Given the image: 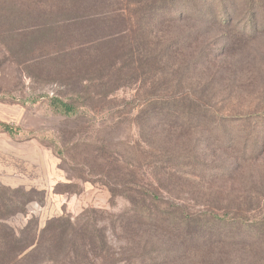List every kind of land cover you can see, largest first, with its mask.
Returning <instances> with one entry per match:
<instances>
[{
    "label": "rangeland",
    "instance_id": "obj_1",
    "mask_svg": "<svg viewBox=\"0 0 264 264\" xmlns=\"http://www.w3.org/2000/svg\"><path fill=\"white\" fill-rule=\"evenodd\" d=\"M130 2L0 0V237L21 238L32 219L43 228L72 217V225L105 229L110 247L99 248V231L74 229L65 247L53 245L54 264H143L144 232L117 223L134 184L190 212H230L264 225V20L253 32L239 23L164 22L152 31L160 47L149 56L147 33H135L150 11ZM187 59L204 61L195 67ZM168 75L184 76L199 104L243 119L238 146L222 149L213 137L206 141L204 128L200 134L169 115L153 129L145 123L148 100L159 104L164 90H174L161 82ZM55 99L77 113L63 115ZM181 154L185 168L174 164ZM199 158L225 171L198 176ZM239 247L237 262L202 255L190 264H264V246L245 237ZM18 251L15 243L0 246V264H32Z\"/></svg>",
    "mask_w": 264,
    "mask_h": 264
},
{
    "label": "trees",
    "instance_id": "obj_2",
    "mask_svg": "<svg viewBox=\"0 0 264 264\" xmlns=\"http://www.w3.org/2000/svg\"><path fill=\"white\" fill-rule=\"evenodd\" d=\"M128 1L147 7L150 11L149 19L135 33V36L140 31L147 33L145 37L147 43L149 41L147 45L149 56H155L160 47L157 42H154L152 31L164 22L192 21L198 24H209L220 29H228L233 23H239L244 31L253 32L258 28L255 27V23L264 20V4L256 2V0ZM189 39L187 38V41H190ZM185 41L180 38L174 44L178 48ZM207 56L208 54L205 55V58ZM186 61L190 64L196 62L195 67H197L204 60L187 59ZM183 78L184 76L179 77V80L176 81L174 77L170 79L169 75L161 77V82L175 83L176 85L172 88L173 92L164 90L167 95L162 98L161 103L158 104L156 101V104H153V100H148L151 109L145 123L153 129L160 124V115H169V118L182 121L184 125L194 123L197 129L204 128L208 133L206 141L208 139L212 141L213 137L222 149L238 146L239 137L244 134L243 128L238 127V123L243 119L238 115L225 116L222 111L217 110L211 104H199L195 100L197 94L190 93V87L186 88L182 84ZM53 107L67 117L75 115L78 111L74 104L60 99L53 101ZM252 123L254 131L260 130V121ZM7 129L9 128L7 127ZM261 131L264 135V126L261 127ZM203 132L202 130L199 133L203 134ZM262 144H259L258 140L252 141L253 150L258 151ZM180 159L183 162L176 159L175 167L185 168V155H182ZM196 162L198 165L195 172L198 176H218L225 171L222 164L216 167L208 165L206 158H199ZM131 189L136 196H128L131 207L117 218V223H120L124 229L133 226L144 232L143 239L150 245H147L144 252L138 255L143 264H190L202 255L223 262H237L241 259L239 243L245 237L264 246V225L258 221L253 222L244 216L232 215L230 212L216 213L213 210L190 212L186 207L164 201L139 184L132 185ZM146 199H149L150 204H146ZM162 202L163 204H161ZM71 220L72 217L51 219L43 228H40L38 220L32 219L20 231L21 238L18 236L16 240L13 234L4 233L0 237V246L15 243L19 247L17 255L22 259L33 260L32 264H54L55 260L51 258L53 245L60 244L65 247L68 242V231L74 232V229H78L88 236L90 229H93L85 221L82 225L79 224V221L72 225ZM2 224L0 227L3 226ZM93 230L97 233L99 231L101 234L99 248L110 253L105 229ZM49 232L52 233L48 234ZM46 236L49 238L45 240ZM75 236L82 241L81 236L77 234ZM77 246L79 249L82 248L81 244ZM251 255L255 257L253 254Z\"/></svg>",
    "mask_w": 264,
    "mask_h": 264
}]
</instances>
